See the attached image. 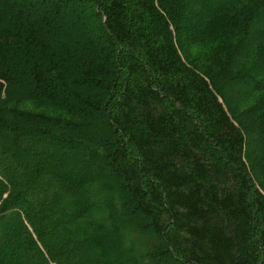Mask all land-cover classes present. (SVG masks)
<instances>
[{
	"label": "trees",
	"instance_id": "16d2710c",
	"mask_svg": "<svg viewBox=\"0 0 264 264\" xmlns=\"http://www.w3.org/2000/svg\"><path fill=\"white\" fill-rule=\"evenodd\" d=\"M208 1L0 0V264H264V0Z\"/></svg>",
	"mask_w": 264,
	"mask_h": 264
},
{
	"label": "rangeland",
	"instance_id": "374dc122",
	"mask_svg": "<svg viewBox=\"0 0 264 264\" xmlns=\"http://www.w3.org/2000/svg\"><path fill=\"white\" fill-rule=\"evenodd\" d=\"M210 3V7H215L216 4L211 2L210 0L208 1ZM189 4H187V7H188ZM201 11H203L201 9ZM29 133L31 134H35L36 131L34 128L30 127L29 126ZM21 148L23 150H31L32 151H35L36 149L39 150L38 152V155H39V159L41 158H44L46 160H49V159H54V160H58L59 157L61 156V158L63 159V162H62V165H61V171H59L60 173L62 174H68V175H71V176H74V177H83L85 175H90L92 176L91 174V166H93V161H91L88 157H86L85 154H82V153H79V152H68V151H60V150H57V151H53L51 148H47L46 146H34L33 144L27 142V141H22L21 142ZM61 153V154H60ZM24 156V155H23ZM27 158V155L24 156V158ZM28 157H29V154H28ZM30 160V158H29ZM31 162V160H30ZM50 168H52V170L54 169V167H51V166H48ZM56 170V169H54ZM85 189H82L79 197H85L87 195V193H85ZM80 207V206H79ZM88 219V218H87ZM86 219V220H87ZM85 220V221H86ZM89 220V219H88ZM83 224L84 222L82 223V225H79L83 234L81 235H76L74 237L73 240H69L67 238L63 239V238H60L59 237V233L61 234V232L59 231V233L56 234V237L52 236L51 238H47L49 241H51L53 244H55V247H57V249L61 248V249H69V247L73 246V241L74 240H77L79 241L80 239H82V237H85L87 235H89L91 233V230L89 229H85L83 227ZM112 225V224H111ZM53 226H50V229L52 228ZM111 226H106L105 229L107 231H112V228H110ZM96 249V248H95ZM95 249L93 251H90L89 252V249H88V257H90L92 254L95 255ZM21 250V249H19ZM66 251V250H65ZM101 251H103V248L101 249ZM68 254V253H67ZM86 255V256H87ZM97 255V253H96ZM130 254L128 251H124L123 253V256L124 257H128ZM80 258V259H79ZM79 258H76L75 254H70L67 256V258L65 259V263L62 262L63 264H72V263H77L79 262L80 260H82L83 262L81 264H85V261L84 258L86 259L85 256H80ZM79 259V260H78ZM31 263V262H30ZM33 263L35 264L36 261H33ZM31 263V264H33ZM55 264H58V263H55ZM112 264H120V262H113Z\"/></svg>",
	"mask_w": 264,
	"mask_h": 264
}]
</instances>
